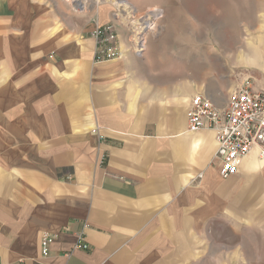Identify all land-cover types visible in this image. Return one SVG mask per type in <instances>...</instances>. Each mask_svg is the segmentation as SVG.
Returning a JSON list of instances; mask_svg holds the SVG:
<instances>
[{
	"label": "crops",
	"instance_id": "obj_1",
	"mask_svg": "<svg viewBox=\"0 0 264 264\" xmlns=\"http://www.w3.org/2000/svg\"><path fill=\"white\" fill-rule=\"evenodd\" d=\"M81 3L0 0V264H264V158L221 178L214 134L186 130L187 103L135 52L137 18L164 0ZM254 5L242 76L264 93ZM107 23L121 58L96 64Z\"/></svg>",
	"mask_w": 264,
	"mask_h": 264
},
{
	"label": "rangeland",
	"instance_id": "obj_2",
	"mask_svg": "<svg viewBox=\"0 0 264 264\" xmlns=\"http://www.w3.org/2000/svg\"><path fill=\"white\" fill-rule=\"evenodd\" d=\"M254 1L164 0L138 17L145 23L138 35L146 47L148 83L170 88L180 104L188 102L193 88L212 98L226 93L243 77L244 47L259 33L244 26L256 22ZM258 255L264 260V253Z\"/></svg>",
	"mask_w": 264,
	"mask_h": 264
},
{
	"label": "built area",
	"instance_id": "obj_3",
	"mask_svg": "<svg viewBox=\"0 0 264 264\" xmlns=\"http://www.w3.org/2000/svg\"><path fill=\"white\" fill-rule=\"evenodd\" d=\"M83 8L81 0H65ZM145 23L132 28L136 39L135 52H144L143 37L138 31ZM141 26V27H140ZM152 26L147 24L146 29ZM96 48L94 62L108 63L121 58L116 27L113 23L96 26L93 31ZM186 130L188 132L211 131L215 136L216 149L213 159L219 163L221 178L227 179L237 174L241 161L252 151L264 158V93L256 91L250 76L239 78L226 92L216 98L204 92L194 94L187 102ZM56 236L43 233L40 252L48 256ZM79 237L74 249H87Z\"/></svg>",
	"mask_w": 264,
	"mask_h": 264
}]
</instances>
